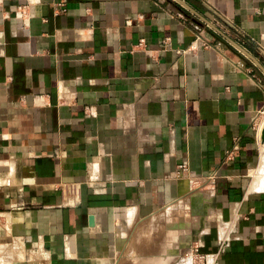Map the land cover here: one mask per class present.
I'll list each match as a JSON object with an SVG mask.
<instances>
[{
  "label": "crops",
  "instance_id": "0c3cea01",
  "mask_svg": "<svg viewBox=\"0 0 264 264\" xmlns=\"http://www.w3.org/2000/svg\"><path fill=\"white\" fill-rule=\"evenodd\" d=\"M263 108L264 0H0V264H264Z\"/></svg>",
  "mask_w": 264,
  "mask_h": 264
},
{
  "label": "rangeland",
  "instance_id": "374dc122",
  "mask_svg": "<svg viewBox=\"0 0 264 264\" xmlns=\"http://www.w3.org/2000/svg\"><path fill=\"white\" fill-rule=\"evenodd\" d=\"M192 218L195 219L186 209L180 208V203H172L147 219H139L132 225L127 224L120 236L124 239L121 264H159L160 254L170 251L171 247H180L187 252L184 247L185 240L189 237L181 231L189 229L188 224ZM174 222L179 223L180 227H173Z\"/></svg>",
  "mask_w": 264,
  "mask_h": 264
},
{
  "label": "built area",
  "instance_id": "2783aa9c",
  "mask_svg": "<svg viewBox=\"0 0 264 264\" xmlns=\"http://www.w3.org/2000/svg\"><path fill=\"white\" fill-rule=\"evenodd\" d=\"M63 11H65V9H63ZM193 47H195V46H193ZM256 124H257L256 132L258 134H261V131L264 128V108L262 110H260ZM187 172H188L187 165L182 164L179 166V168L176 172V175L177 176H185V175H187Z\"/></svg>",
  "mask_w": 264,
  "mask_h": 264
},
{
  "label": "water",
  "instance_id": "95a60500",
  "mask_svg": "<svg viewBox=\"0 0 264 264\" xmlns=\"http://www.w3.org/2000/svg\"><path fill=\"white\" fill-rule=\"evenodd\" d=\"M262 138L264 139V128H263V131H262Z\"/></svg>",
  "mask_w": 264,
  "mask_h": 264
}]
</instances>
